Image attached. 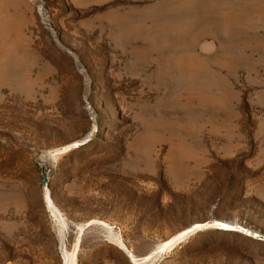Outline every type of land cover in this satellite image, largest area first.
<instances>
[{
    "label": "rangeland",
    "instance_id": "obj_1",
    "mask_svg": "<svg viewBox=\"0 0 264 264\" xmlns=\"http://www.w3.org/2000/svg\"><path fill=\"white\" fill-rule=\"evenodd\" d=\"M148 15L0 0V264H264V80Z\"/></svg>",
    "mask_w": 264,
    "mask_h": 264
},
{
    "label": "crops",
    "instance_id": "obj_2",
    "mask_svg": "<svg viewBox=\"0 0 264 264\" xmlns=\"http://www.w3.org/2000/svg\"><path fill=\"white\" fill-rule=\"evenodd\" d=\"M130 1L142 2L150 11L145 18L149 32L199 41L193 54L223 57V63L212 64V71L241 70L253 82L264 80V0ZM231 57H240L238 68H233Z\"/></svg>",
    "mask_w": 264,
    "mask_h": 264
},
{
    "label": "water",
    "instance_id": "obj_3",
    "mask_svg": "<svg viewBox=\"0 0 264 264\" xmlns=\"http://www.w3.org/2000/svg\"><path fill=\"white\" fill-rule=\"evenodd\" d=\"M75 146H78V144H76ZM43 185H44V186H47V175H44V176H43ZM221 229H222V228H221ZM224 230H225V229H224ZM194 231H195V230L191 231L190 233H193ZM231 231H234V230H231ZM190 233H189V234H190ZM246 233H247L248 235H250V236L253 235L252 233H250V232H248V231H246ZM82 235H83V232H82ZM186 236H188V235L184 234V235H182V236H180V237L177 236V237L171 239V241H173L172 247H175L176 245L182 243L183 240H184V238H185ZM255 237H256V235H255Z\"/></svg>",
    "mask_w": 264,
    "mask_h": 264
},
{
    "label": "trees",
    "instance_id": "obj_4",
    "mask_svg": "<svg viewBox=\"0 0 264 264\" xmlns=\"http://www.w3.org/2000/svg\"><path fill=\"white\" fill-rule=\"evenodd\" d=\"M22 110V109H21ZM16 155H27V154H31L29 151H24V152H16L15 153ZM5 157H6V155H4ZM16 163V162H15ZM17 164L18 163H16V165H14L13 167H1V168H3L4 170H6V171H8V172H10V171H13V172H16L17 170H18V168H17ZM158 200V204H159V206L160 207H162L161 206V200L159 201V199H157Z\"/></svg>",
    "mask_w": 264,
    "mask_h": 264
},
{
    "label": "bare ground",
    "instance_id": "obj_5",
    "mask_svg": "<svg viewBox=\"0 0 264 264\" xmlns=\"http://www.w3.org/2000/svg\"><path fill=\"white\" fill-rule=\"evenodd\" d=\"M198 228V227H197ZM225 230H228V231H231V230H235V228H234V226H228V225H225V228H224ZM192 230H190V231H186V232H183L182 234H179V236L178 237H180V236H182V235H184V234H186V235H190ZM190 233V234H189ZM172 244H173V241H171V240H169V241H167L166 242V244H165V248H171L172 247Z\"/></svg>",
    "mask_w": 264,
    "mask_h": 264
}]
</instances>
